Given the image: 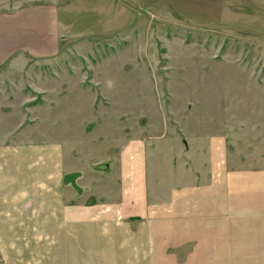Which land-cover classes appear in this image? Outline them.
Instances as JSON below:
<instances>
[{
	"label": "rangeland",
	"instance_id": "1",
	"mask_svg": "<svg viewBox=\"0 0 264 264\" xmlns=\"http://www.w3.org/2000/svg\"><path fill=\"white\" fill-rule=\"evenodd\" d=\"M34 6L61 28L52 54L0 65V145L59 141L90 164L133 139L171 160L214 135L264 167V0H0V14Z\"/></svg>",
	"mask_w": 264,
	"mask_h": 264
},
{
	"label": "crops",
	"instance_id": "2",
	"mask_svg": "<svg viewBox=\"0 0 264 264\" xmlns=\"http://www.w3.org/2000/svg\"><path fill=\"white\" fill-rule=\"evenodd\" d=\"M55 12L0 14V65L52 54ZM204 139L171 160L133 139L90 164L59 141L0 145L2 263L264 264V167Z\"/></svg>",
	"mask_w": 264,
	"mask_h": 264
}]
</instances>
